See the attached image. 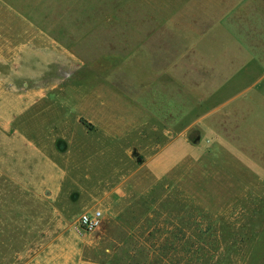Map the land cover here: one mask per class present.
I'll use <instances>...</instances> for the list:
<instances>
[{
	"label": "rangeland",
	"instance_id": "1",
	"mask_svg": "<svg viewBox=\"0 0 264 264\" xmlns=\"http://www.w3.org/2000/svg\"><path fill=\"white\" fill-rule=\"evenodd\" d=\"M3 27L0 264H264V0H3Z\"/></svg>",
	"mask_w": 264,
	"mask_h": 264
},
{
	"label": "built area",
	"instance_id": "2",
	"mask_svg": "<svg viewBox=\"0 0 264 264\" xmlns=\"http://www.w3.org/2000/svg\"><path fill=\"white\" fill-rule=\"evenodd\" d=\"M101 218L99 210L82 213L78 219V228L84 232H91L99 226Z\"/></svg>",
	"mask_w": 264,
	"mask_h": 264
},
{
	"label": "crops",
	"instance_id": "3",
	"mask_svg": "<svg viewBox=\"0 0 264 264\" xmlns=\"http://www.w3.org/2000/svg\"><path fill=\"white\" fill-rule=\"evenodd\" d=\"M0 1L3 2V0H0ZM5 31L9 33L10 29L9 28L5 29L4 27L0 28V35L4 36ZM2 40H3V37H2ZM9 60H10V48L7 47L6 43L2 41V43H0V68L4 69L6 67H9L10 66ZM0 80L4 83L5 78H4V74L2 73V71L0 73ZM23 81L26 82V79H23Z\"/></svg>",
	"mask_w": 264,
	"mask_h": 264
},
{
	"label": "clouds",
	"instance_id": "4",
	"mask_svg": "<svg viewBox=\"0 0 264 264\" xmlns=\"http://www.w3.org/2000/svg\"><path fill=\"white\" fill-rule=\"evenodd\" d=\"M107 251V250H106Z\"/></svg>",
	"mask_w": 264,
	"mask_h": 264
}]
</instances>
